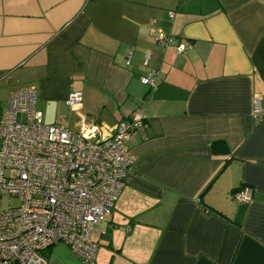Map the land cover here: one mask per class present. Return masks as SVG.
I'll list each match as a JSON object with an SVG mask.
<instances>
[{
	"label": "crops",
	"instance_id": "obj_1",
	"mask_svg": "<svg viewBox=\"0 0 264 264\" xmlns=\"http://www.w3.org/2000/svg\"><path fill=\"white\" fill-rule=\"evenodd\" d=\"M30 87L44 124L142 117L95 264H264V0H0V98ZM46 261L87 264L62 243Z\"/></svg>",
	"mask_w": 264,
	"mask_h": 264
},
{
	"label": "built area",
	"instance_id": "obj_2",
	"mask_svg": "<svg viewBox=\"0 0 264 264\" xmlns=\"http://www.w3.org/2000/svg\"><path fill=\"white\" fill-rule=\"evenodd\" d=\"M156 41L186 49L162 34ZM157 77L152 71L140 82L154 88ZM82 98L71 92L65 103L77 106ZM35 100L32 87L9 93L0 119V264H47L46 250L57 243L95 264L91 229L108 217L123 188L133 161L128 142L142 117L120 120L105 133L85 122L71 130L44 124ZM253 115L264 116L257 100ZM233 199L248 201L250 189L234 191Z\"/></svg>",
	"mask_w": 264,
	"mask_h": 264
},
{
	"label": "trees",
	"instance_id": "obj_3",
	"mask_svg": "<svg viewBox=\"0 0 264 264\" xmlns=\"http://www.w3.org/2000/svg\"><path fill=\"white\" fill-rule=\"evenodd\" d=\"M210 148H211L212 154H214V155H218L219 153H225L226 154V152H227V149H226L227 145L224 141H215L211 144ZM246 186L247 185H242L236 189H233L232 192L237 191L241 187H246Z\"/></svg>",
	"mask_w": 264,
	"mask_h": 264
},
{
	"label": "rangeland",
	"instance_id": "obj_4",
	"mask_svg": "<svg viewBox=\"0 0 264 264\" xmlns=\"http://www.w3.org/2000/svg\"><path fill=\"white\" fill-rule=\"evenodd\" d=\"M22 90V89H21ZM6 105H7V101H6V99H2V98H0V119L3 117V115L5 114V111H6ZM138 114V113H137ZM140 115V114H139ZM141 116V115H140ZM129 149V148H128ZM130 152V151H129ZM131 154V153H130ZM132 156V155H131ZM132 159H133V157H132ZM246 189V188H248V189H250L248 186H246V187H241L240 189ZM239 189V190H240ZM10 203H14L15 201L14 200H11V201H9ZM6 204V203H5ZM93 233H94V231H93Z\"/></svg>",
	"mask_w": 264,
	"mask_h": 264
}]
</instances>
